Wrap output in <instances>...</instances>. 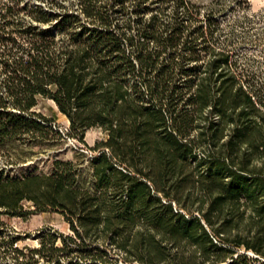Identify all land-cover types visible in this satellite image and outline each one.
Wrapping results in <instances>:
<instances>
[{"label":"trees","instance_id":"1","mask_svg":"<svg viewBox=\"0 0 264 264\" xmlns=\"http://www.w3.org/2000/svg\"><path fill=\"white\" fill-rule=\"evenodd\" d=\"M216 3L0 1V150L28 159L106 133L90 147L93 192L69 160L0 177L3 214L31 201L71 230L13 248L18 264H264V10L226 32Z\"/></svg>","mask_w":264,"mask_h":264},{"label":"rangeland","instance_id":"2","mask_svg":"<svg viewBox=\"0 0 264 264\" xmlns=\"http://www.w3.org/2000/svg\"><path fill=\"white\" fill-rule=\"evenodd\" d=\"M5 3L11 0H0ZM50 1V0H49ZM48 0H21V2H30L34 5H42L51 11H60L61 4L70 8H77L78 0H58L59 4L51 6ZM196 4L203 6H218L217 0H191ZM225 1V9L218 13L221 27L226 32L239 31L241 23L237 20H244L247 17L253 19L255 15L260 14L264 10V0H223ZM23 18L30 20L27 14H23ZM262 18V19H261ZM259 25L264 26V16L261 17ZM257 19L259 17L257 16ZM253 23V22H252ZM249 24V23H246ZM256 24V23H255ZM254 26H259L255 25ZM258 24V23H257ZM250 28V25H247ZM256 29H248V35L251 37L247 42L244 50L254 52L261 47L255 46ZM264 32V28H263ZM264 40V37H263ZM38 111L48 117H54L58 128L64 131L70 126L69 120L62 115L56 103L46 97L40 99L37 107ZM106 138V133L99 127H92L86 133L85 139L87 145L72 139L60 143L58 146L41 147L35 146L26 150L25 155L28 159H19L8 157L9 153L6 150H0V177H24L35 173L44 175L50 173L56 159L64 161H73L80 171L81 186L90 189L92 192L94 186V169L91 163L95 156V151H91L90 147L95 146L97 142L103 141ZM78 152V154H77ZM11 154V153H10ZM23 208L27 214H17L13 217H8L3 214L5 208L0 207V264H18L12 254V249L17 246L20 248L38 247L41 242V233L43 231H58L60 233L71 234L69 224L64 219L63 215L58 212L46 211L36 212V206L31 201L23 202Z\"/></svg>","mask_w":264,"mask_h":264}]
</instances>
